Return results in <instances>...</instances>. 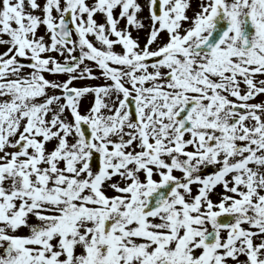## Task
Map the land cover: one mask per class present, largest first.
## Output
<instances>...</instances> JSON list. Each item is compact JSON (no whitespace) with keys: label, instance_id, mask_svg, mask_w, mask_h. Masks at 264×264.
<instances>
[{"label":"snow or ice","instance_id":"1","mask_svg":"<svg viewBox=\"0 0 264 264\" xmlns=\"http://www.w3.org/2000/svg\"><path fill=\"white\" fill-rule=\"evenodd\" d=\"M0 264H264V0H0Z\"/></svg>","mask_w":264,"mask_h":264}]
</instances>
